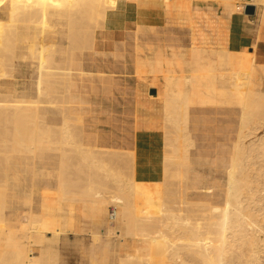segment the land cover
Wrapping results in <instances>:
<instances>
[{"label": "bare ground", "instance_id": "obj_1", "mask_svg": "<svg viewBox=\"0 0 264 264\" xmlns=\"http://www.w3.org/2000/svg\"><path fill=\"white\" fill-rule=\"evenodd\" d=\"M150 2L155 1L0 0V12L6 9L0 15V264H61L58 243L83 230L71 214L76 208L93 221L107 209L112 211L103 247L110 263L104 264H264V66L245 47L251 43L250 35L241 36L239 45L232 42L231 24L245 5H264V0H189L235 3L229 48L243 60L238 71L237 67L228 71V87L241 94L242 106L235 134L228 135L218 150L201 152L189 131L190 92L148 82L157 85L164 106L159 122L164 176L158 188L136 183L133 152L88 145L72 132V118H64L57 130L40 112L41 96L62 110L69 103L78 53L102 46L112 47L118 56L126 44L119 38L126 31L139 52L140 24L151 14ZM178 19L191 20L184 12ZM261 21L254 46L264 39V12ZM35 27L37 36L31 32ZM46 29L56 30L59 38H48ZM25 58L36 61V91L19 98L14 88L16 67ZM134 59L125 65L144 81L138 73L141 59ZM51 83L59 84L63 92L52 90L57 85ZM43 150L58 158L56 213L31 208L26 211L29 220H11L7 212L11 164L18 155L36 156ZM116 157L120 163L111 160ZM198 164L211 169L206 173ZM79 173L82 186L76 182ZM118 221L123 232L117 229ZM101 237L93 232L94 241Z\"/></svg>", "mask_w": 264, "mask_h": 264}, {"label": "crops", "instance_id": "obj_2", "mask_svg": "<svg viewBox=\"0 0 264 264\" xmlns=\"http://www.w3.org/2000/svg\"><path fill=\"white\" fill-rule=\"evenodd\" d=\"M5 11L6 9H3L0 12V15L5 14ZM145 19L168 23L172 26V28H174L175 32L182 35L179 36L178 42L174 44L175 51L177 50L176 54L178 55L177 69L182 73L180 79L173 84L171 80L163 76V65L158 63L153 65L156 67L155 72H149L151 70L149 69L151 66L143 64L140 51H136V55L134 57L136 58V62L139 61L138 57H141L139 70L142 67V64L144 69L147 68L146 75L144 74V76H146L144 81H139L135 78L133 68H131L130 71L134 77L130 79H103L105 78V72L98 71L96 76L99 77V79L86 81L78 80L84 76L85 73H87L83 69L81 54L78 53L68 93L69 103H65V108L62 110L60 105L52 103L46 96H41L40 112L45 119L52 126H54V129L56 128L57 130L60 129L66 118H72V123L75 125L71 126L72 132L74 131L73 133L78 135V137L82 135L88 145L107 150H129L133 152L136 162L134 163L133 177L136 183L141 187L156 189L162 184L164 176L163 163L160 161L162 153V140L161 129L159 127V122L164 114V106L163 99L158 95V87L156 85H150L148 82H152L153 80V83L162 84L166 89L178 90L183 88L190 92V134L195 137L198 151L213 152L225 144L227 139L226 137H228V135L235 134L237 131L239 114L242 106V102L240 101L241 94L230 91V87H228V71H235L233 70L235 67H237L236 70L238 71L241 67L239 61L243 60V58L241 56H233V53L226 51H209L207 48L201 49L200 47H195V44L197 46L201 45V43H198V40H196L197 38L195 37V32L190 22H169L160 18H153L150 14L146 15L144 17V20ZM186 27L188 28V32L186 33L188 35V43H186L184 39V30ZM31 32L33 34V31ZM50 32L57 34L56 30H45L48 38L56 40L57 37L49 35ZM37 35L38 34L36 33L35 36ZM24 41L27 40L25 39ZM262 43H264V39L257 42L256 45ZM25 48L26 49L24 51L27 50V45ZM119 54L122 56V51H120ZM20 64L22 66H26L27 61L24 63L20 62ZM28 66L30 68L29 70L32 71V79L30 83L27 84V81L21 80V89L18 88L17 90L16 81H14L15 92L19 98L25 97L26 93L35 94L36 91L35 77L37 70L35 59L28 58ZM148 72L151 74V77ZM51 84L57 85L52 86V90L59 93L63 92L62 87L59 84ZM149 95H152L153 98L149 99ZM158 98L162 99L161 114L153 112L151 111L152 109L150 110L149 108L150 105L158 102ZM194 113H206L209 117H213L215 122H221V124H224L220 125V129H215V134L211 136L203 134V138H201V142L199 143L197 130L200 128L193 116ZM77 128L80 130H76ZM216 133H219V135ZM210 140H214L215 144H212ZM217 140H220V142ZM46 156L51 157V159H57V161L55 159L52 160L53 163L50 165L51 168H55L58 164V158L54 155L53 151H39L36 156L25 154L16 156L11 164L8 190L12 183L17 182L19 174L23 169L30 165L31 161L34 163L36 158ZM114 162L120 163L117 159L114 160ZM57 172L58 168L54 173V177L56 179L51 178L46 182L39 180L37 182V186H33L31 188L28 198L29 204H31L33 196H35L36 201H39V195H47V199H53L56 203L58 184ZM79 175L76 177V182L78 184L84 180L82 173H79ZM43 184L47 187H40L43 186ZM78 184L77 186L83 185ZM37 188H40V191H37ZM31 208L32 207L29 206L27 211H30ZM35 208L37 211L40 210L38 202L35 204ZM44 212L55 214L56 208L46 210ZM71 214L73 216V220H78L81 227L83 225L82 232L90 231L92 229L88 227V225L93 226L94 223H92L90 219L84 218V214L81 211L77 209L74 210V214ZM11 220H14V218L12 217ZM22 220H29L28 212L22 215ZM61 240L63 241H60L57 245L61 258V264H68L71 262V258L68 253L69 239L65 240V238H63Z\"/></svg>", "mask_w": 264, "mask_h": 264}, {"label": "rangeland", "instance_id": "obj_3", "mask_svg": "<svg viewBox=\"0 0 264 264\" xmlns=\"http://www.w3.org/2000/svg\"><path fill=\"white\" fill-rule=\"evenodd\" d=\"M154 1V3L150 2L149 4H147V8L150 10V15L153 16V18H160L164 21L169 22H177L179 21L178 14L180 12H184L188 14V16H190L191 20L189 22L193 26V30L197 38L196 40H198V43H201V45H197V47H200L201 49L207 48V50L209 51H226L229 53L235 52V50H230L229 48V29L232 15L235 10V3L229 4V6H224L218 5L217 3L206 4L204 2H189V0ZM255 7L257 9V12L254 15L246 14L245 8L243 10V13L236 12L233 22L231 23L232 42L239 45L242 43H240L241 39H239L241 36L246 37L250 35L252 37L251 43L246 44L245 47L247 51L253 52V54L258 58L259 66L263 67L264 43L254 46L253 42L258 27L262 22L261 20L262 14L264 12V5L262 3H259L258 5H255ZM241 17H244L245 20H242ZM32 31L34 36L36 35V33L39 34V29L37 27L33 28ZM184 31V39L185 42L188 43V35L186 34L188 32V28L186 27ZM49 35L59 38V36L54 32H50ZM180 35V33L174 31V28H172L171 25L161 21L158 22L157 20L145 19L140 24L138 43L139 51L143 59V64L151 66L149 68L151 69L149 72H155L156 67L153 66L154 64H162L163 76L171 80L173 84L182 76L180 70L177 69L178 55L176 54L177 50L175 51L174 46V44L178 42V38ZM119 39L126 42L122 56H114V49L112 47L102 48V46H99L97 50L93 52H83V54L81 55V58L83 60V69L87 73H85L84 76H82L78 80L86 81L92 79H99V77L96 76L98 71L105 72V74L103 73L105 76V78L103 79L124 80L133 78L134 76L130 71L131 68H128V65H132L133 59L135 57L134 40L131 36H129L127 31L126 33L121 35ZM99 42H102L101 37H99ZM26 61V66H22L18 61L19 63L16 67L15 81L17 90L18 88H20L21 80H25L27 81V84H29L32 79V71L29 70L30 68L28 66V59H26ZM143 64L138 73L140 77H143V79H145L146 76H144V74L146 75L147 68L144 69ZM149 72L148 74L151 77V74ZM148 97L149 99L153 98L152 95H149ZM158 99V102L153 103V105H150L149 108L150 110L152 109L151 111L158 112L159 114H161L162 99ZM240 101L242 102L241 97ZM193 116L199 124L200 128L199 130H197L199 143L201 142V138H203V134L211 136L215 134V129H220V125L224 124H221V122H215L213 120V117H209V115L206 113H194ZM216 134L219 135V133ZM217 141L220 142V140ZM210 142L212 144H215L214 140H210ZM54 159L55 158L51 159V157L49 156L36 158L34 160V163L31 161L30 165L22 170V172L18 176L17 182L12 183L11 187L8 190L9 207L7 212L9 219L13 217L15 221L20 220L22 215L24 213H27L26 211L28 210L29 206H31L33 211L35 212H44L46 210L56 208L55 200L47 199V195L43 196L38 194L40 196L39 201H36L35 196H33V198L31 199V204H29L28 200L31 188L33 186H37V182L39 180L46 182L49 181L51 178H55L54 173L58 168L57 162V166L55 168L50 167V165L53 163L52 160ZM115 159H117V157L114 159L111 158V160L113 161ZM55 160L57 161V159ZM197 167H199L206 173H208L211 169L209 164H198ZM40 187L47 186L43 184V186ZM37 202L40 205L39 211H37L35 208V204ZM74 210H77V208L73 209V212ZM111 212L112 211L110 209H107V211L103 212L100 217H98L97 220L95 219L94 221L89 218L95 225H88V227L92 228L90 231H81L82 233L79 232L77 233V235L73 234L70 236L68 244V253L71 258V262H69L68 264H89L90 262L91 264H101L103 261L104 264L105 262H109V257L105 258L107 257L106 255L109 254L107 250L104 251L105 244L107 243V238L104 236V232H106L110 227L109 224L111 223L109 219L111 217L109 216V214ZM123 226L124 225L121 224L120 221L117 222V229L122 232L124 231ZM93 232H98L102 236L99 242L94 241V239L92 238ZM91 239H93L94 243ZM96 252L97 254H95ZM104 258L108 260H105ZM100 259L103 261H101Z\"/></svg>", "mask_w": 264, "mask_h": 264}, {"label": "water", "instance_id": "obj_4", "mask_svg": "<svg viewBox=\"0 0 264 264\" xmlns=\"http://www.w3.org/2000/svg\"><path fill=\"white\" fill-rule=\"evenodd\" d=\"M245 13L248 15H254L256 13L255 5L248 4L245 6Z\"/></svg>", "mask_w": 264, "mask_h": 264}]
</instances>
